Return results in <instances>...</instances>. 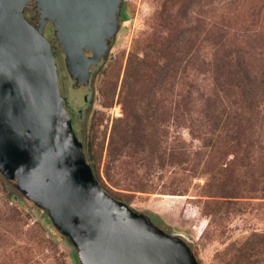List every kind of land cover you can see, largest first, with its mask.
<instances>
[{
  "label": "rangeland",
  "instance_id": "374dc122",
  "mask_svg": "<svg viewBox=\"0 0 264 264\" xmlns=\"http://www.w3.org/2000/svg\"><path fill=\"white\" fill-rule=\"evenodd\" d=\"M122 19L116 45L94 85L93 107L83 122L75 123L87 160L113 197L185 240L199 264H264V192L218 197L220 190L214 188L209 171L218 165L219 155L210 148L199 150L202 144L177 125L175 108L187 96L199 109L214 87L216 57L241 51L255 68L264 64V0H123ZM164 56H182L184 61L172 68L163 93L140 82L133 88L172 104L163 128L167 135L163 151L176 156L184 142L199 153L182 167L194 171L184 174L175 160L161 171L146 168L139 158L113 161L108 154L112 127L123 115L119 95L124 76L129 85L143 60L160 61ZM237 165L242 168L234 167L235 174L264 170V154L257 150ZM247 178L248 183L258 180ZM172 182L183 192L135 190L140 183L160 188ZM74 254L44 211L10 185L5 190L0 184V264H75Z\"/></svg>",
  "mask_w": 264,
  "mask_h": 264
},
{
  "label": "water",
  "instance_id": "95a60500",
  "mask_svg": "<svg viewBox=\"0 0 264 264\" xmlns=\"http://www.w3.org/2000/svg\"><path fill=\"white\" fill-rule=\"evenodd\" d=\"M40 1L0 0V175L47 214L77 248L80 264H199L183 239L96 180L64 106L50 44L21 13ZM50 3L62 11L55 27L68 48L98 39L100 7L92 15L86 3Z\"/></svg>",
  "mask_w": 264,
  "mask_h": 264
},
{
  "label": "trees",
  "instance_id": "16d2710c",
  "mask_svg": "<svg viewBox=\"0 0 264 264\" xmlns=\"http://www.w3.org/2000/svg\"><path fill=\"white\" fill-rule=\"evenodd\" d=\"M244 54L233 51L219 59L216 57L214 87L206 98L203 97L199 109L187 96L175 105L179 112L177 125L188 130L189 135L202 144L199 150L210 148L212 153L219 155L218 165L213 166L209 175L210 180L215 182L214 188L220 190L216 195L226 199L264 192V170L254 169L255 172L251 174H235L234 168H242L237 162L242 163L243 158L250 160L257 150L264 154V64L255 68ZM143 61L145 63L142 67H138V70L134 68V79L132 78L129 85L128 75L124 76L119 95L123 115L115 120L112 127L108 154L113 161L122 156L139 158L146 164V168H157L161 171L166 163L171 164L175 160L180 173L193 172L192 167H182L187 166L191 156L199 154L197 151L186 147L184 142L178 147L176 156L174 153L166 156L163 151V146L167 145V135L163 128L169 121L168 106L172 104L166 103L161 96L156 99L153 94L148 97L136 93L133 88V83L140 82L141 86L148 84L150 91L155 90L162 94L172 68H179L184 59L182 56H164L160 61L157 58ZM85 160L100 186L112 196L113 192L105 187L86 155ZM247 177L258 180L248 183ZM239 179L243 180V184L238 183ZM0 184L6 190L7 184L1 176ZM135 190L140 193L166 195L183 192L180 184L176 182L160 188L152 183H140L135 186Z\"/></svg>",
  "mask_w": 264,
  "mask_h": 264
},
{
  "label": "flooded vegetation",
  "instance_id": "af4514ba",
  "mask_svg": "<svg viewBox=\"0 0 264 264\" xmlns=\"http://www.w3.org/2000/svg\"><path fill=\"white\" fill-rule=\"evenodd\" d=\"M72 1L88 4V12L91 14L94 12V6L100 7L98 19L101 24L100 31L96 30L98 34H94L98 39L82 41L74 49L68 48L60 40V28H56L55 23L61 22L62 11L56 10L50 0H41L37 7L25 6L21 9V13L24 20L40 32L50 44L60 94L65 100L64 106L69 114L74 133L78 138L75 123L76 121L83 122L85 116L89 114L93 107L94 85L100 78L103 67L116 45L123 19L122 8L119 15L115 14L116 0ZM50 17L53 18V21L50 20ZM127 207L138 214H143L128 205ZM52 227L57 231L53 225ZM61 236L75 250V264H80L77 248L67 238Z\"/></svg>",
  "mask_w": 264,
  "mask_h": 264
}]
</instances>
